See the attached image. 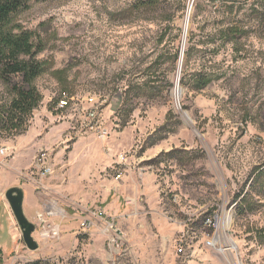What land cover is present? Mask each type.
Segmentation results:
<instances>
[{"label": "rangeland", "instance_id": "374dc122", "mask_svg": "<svg viewBox=\"0 0 264 264\" xmlns=\"http://www.w3.org/2000/svg\"><path fill=\"white\" fill-rule=\"evenodd\" d=\"M5 28L33 33L23 58L42 72L32 112L0 125V169L21 167L0 189L2 264H264V0H31ZM62 90L110 97L106 139L71 138L72 115H50ZM14 97L0 75V112ZM11 184L26 191L35 250Z\"/></svg>", "mask_w": 264, "mask_h": 264}, {"label": "trees", "instance_id": "16d2710c", "mask_svg": "<svg viewBox=\"0 0 264 264\" xmlns=\"http://www.w3.org/2000/svg\"><path fill=\"white\" fill-rule=\"evenodd\" d=\"M31 0H0V75L4 82L9 85L15 94L10 106L0 112V124L6 129L17 128L23 123V120L38 104L40 95L36 87L32 86V82L42 72V64L34 59L23 58V56L33 55L36 47L32 41L33 33L28 30L14 32L5 28L6 22L13 13L21 9L27 8ZM238 28H230L226 32L238 33ZM22 73L24 81L29 84L26 89L21 85L13 84L11 76L13 74ZM211 82V77L200 75L197 77L196 83L198 88L203 89ZM185 108V106H183ZM184 149L175 148L158 157L167 155L175 157L178 153H182ZM177 154V155H176ZM2 249H0V264H2Z\"/></svg>", "mask_w": 264, "mask_h": 264}, {"label": "built area", "instance_id": "2783aa9c", "mask_svg": "<svg viewBox=\"0 0 264 264\" xmlns=\"http://www.w3.org/2000/svg\"><path fill=\"white\" fill-rule=\"evenodd\" d=\"M112 102L110 97H74L67 90H62L58 97L54 100L50 115L61 116L63 114H70L73 121L76 122L74 128L75 133L71 138L95 135L99 139H105L110 134V117L108 112L112 110ZM6 148L1 149V153H6ZM127 153H123L121 158L126 160ZM49 153L46 151L40 152L37 157V164L40 175L45 176L53 171L52 166L48 163ZM121 177V175H118ZM87 222L84 223L86 225ZM213 224V221L208 223ZM87 226V225H86ZM213 243V238L207 241ZM176 251L181 255H189L187 250V243L181 239L178 241Z\"/></svg>", "mask_w": 264, "mask_h": 264}, {"label": "water", "instance_id": "95a60500", "mask_svg": "<svg viewBox=\"0 0 264 264\" xmlns=\"http://www.w3.org/2000/svg\"><path fill=\"white\" fill-rule=\"evenodd\" d=\"M185 46V41H184ZM184 46L182 57L184 55ZM5 196L12 209L14 217L21 228L22 235L27 247L31 250H35L39 247V243L34 237L36 225L25 214L24 211V189L21 186H12L7 189Z\"/></svg>", "mask_w": 264, "mask_h": 264}, {"label": "crops", "instance_id": "0c3cea01", "mask_svg": "<svg viewBox=\"0 0 264 264\" xmlns=\"http://www.w3.org/2000/svg\"><path fill=\"white\" fill-rule=\"evenodd\" d=\"M106 139V138H105ZM101 140H104V139H101ZM2 149V148H1ZM1 149H0V158H1V155H5L6 153H1ZM8 149V148H6ZM8 150H6L7 152ZM16 160H12L11 164H9L8 166H5V167H2V169H0V189L1 187L3 186V176H5L7 178V176H9V181H11L13 183V176L17 173L18 170L21 169V167L19 165H17L19 162H17V164L15 165ZM16 168V169H15ZM5 178V179H6ZM7 180V179H6ZM2 181V182H1ZM16 184H11V187L14 186ZM23 188V187H22ZM24 189V188H23ZM24 193H25V196H26V191L24 189ZM24 211H25V214L26 216L29 218L32 216V213L29 212L26 208V199L24 197ZM2 213H0V248L2 249L3 246H5L4 244L7 243L5 241V239L3 238V235L5 234V231H4V225H3V218H2ZM3 220V221H2ZM11 227V225H10ZM3 250V249H2Z\"/></svg>", "mask_w": 264, "mask_h": 264}, {"label": "bare ground", "instance_id": "6f19581e", "mask_svg": "<svg viewBox=\"0 0 264 264\" xmlns=\"http://www.w3.org/2000/svg\"><path fill=\"white\" fill-rule=\"evenodd\" d=\"M188 19H189V14L186 18V25H185V29H187V25H188ZM187 35V33H186ZM185 39V38H184ZM182 62H183V57L180 59L179 61V66H178V76H177V81H176V86L174 88L173 93L176 95V97H179L180 94V85H179V78H180V74H181V70H182ZM184 118L186 121H189V118L186 114H184ZM211 220H209L208 222H210Z\"/></svg>", "mask_w": 264, "mask_h": 264}]
</instances>
